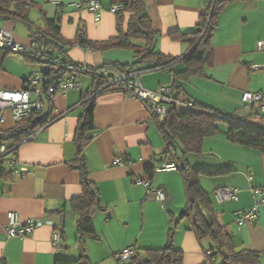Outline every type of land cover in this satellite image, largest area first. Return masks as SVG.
<instances>
[{
  "label": "crops",
  "instance_id": "crops-1",
  "mask_svg": "<svg viewBox=\"0 0 264 264\" xmlns=\"http://www.w3.org/2000/svg\"><path fill=\"white\" fill-rule=\"evenodd\" d=\"M98 1L101 9L97 21L96 13L84 5L85 0H14L12 10L28 21H0V27L10 31L15 41L26 47L33 45L30 30L49 31L53 22L60 26L61 36L67 41L75 42L81 31L89 41H109L118 36L117 15L112 8L136 0ZM210 1L213 0H146L147 13L158 31L157 52L178 59L171 67L173 72L185 71L181 60L191 51L188 43L173 38L174 33L194 32ZM78 3L81 7H77ZM128 17L126 14V20ZM261 41H264V0H236L227 5L212 39L213 64L206 68L205 77L183 83L182 101L199 103L225 116L242 117L248 124L263 126L264 119L258 120L256 106L242 101L244 92L264 90V50L258 48ZM136 43L143 46L142 42ZM40 49L52 52L50 48L40 46ZM65 52L71 61L95 68L135 61L134 52L128 49L93 51L75 44ZM38 63L46 64L10 52L0 68V90L30 88L31 78L49 69ZM79 78L82 89L58 94L52 106L47 104L43 116L55 119L54 122L20 146L17 155L11 156L17 163L15 171L0 178V264H55L57 259L77 258L78 217L70 201L79 197L82 189L79 174L71 170L69 163L76 157L73 139L83 111L82 97L92 85L89 76ZM84 78L88 80L85 82ZM138 81L144 88L158 91L161 86L170 87L172 74L156 70L141 75ZM96 101L95 130L85 156L90 180L99 188L101 201L94 214L98 239L91 237L86 241L87 256L92 264H121L115 255L124 249H152L167 243L171 229L168 223L182 208L178 204L186 194V187L179 171V175L175 171L163 172V177L157 173L169 162L162 159L165 142L146 103L113 90L99 95ZM4 116L0 132L16 126L10 111ZM204 152L203 155H189V165L224 173L202 176L209 178L204 184L212 193L223 187L239 189L237 202L216 206L217 216L233 235L236 249L259 252L260 264H264V204L259 207L255 221L240 227L234 218L235 212L248 211L255 204L252 190L264 186V154L230 142L224 124L219 133L205 139ZM120 158L122 163L115 165V160ZM7 168L12 171L10 165ZM149 168L156 169L152 178L147 172ZM138 180L149 181L152 188L167 192L169 201L164 209ZM154 210L162 214V229L157 237L142 239L146 228L154 225ZM10 212L18 213L22 221L47 219L54 225L42 226L25 239L9 237L6 227ZM138 215L142 219V229L136 234ZM61 218L64 219L61 221ZM132 225L135 227L131 228ZM190 227L189 218L188 224H180L174 232V246L183 251L184 264L214 261L215 258H208L212 246L199 240ZM57 231L62 236L59 246L53 243Z\"/></svg>",
  "mask_w": 264,
  "mask_h": 264
},
{
  "label": "trees",
  "instance_id": "trees-1",
  "mask_svg": "<svg viewBox=\"0 0 264 264\" xmlns=\"http://www.w3.org/2000/svg\"><path fill=\"white\" fill-rule=\"evenodd\" d=\"M236 0H213L204 7L196 30L190 34L174 33L173 38L186 42L191 51L181 60L185 71L175 73L171 70L177 58L165 56L157 52L158 31L153 28L147 13L146 0H136L133 3L123 4L124 9L116 13L118 36L105 42L89 41L83 31L75 42L65 40L60 33V26L53 22L49 31H31L30 37L37 49L49 55L58 56L62 64L72 65L80 73V68L87 67L86 75L92 80L91 87L82 97V114L79 117L73 142L76 147V157L69 163L71 170L79 174L82 193L70 201L72 211L77 215L79 259H57L55 264H92L87 256L86 237L98 239L94 224V214L100 208V191L90 180V171L85 156V149L92 142L91 133L95 130V109L97 97L108 91H118L127 94L125 89L127 81L118 85H110L111 80L118 76L136 74L137 78L143 74L156 70H167L172 74L170 87L171 95L175 100H183L185 93L182 85L195 77H205L206 68L213 64L214 50L212 39L218 27L219 17L227 5ZM14 0H0V21H28L17 11L12 10ZM126 14H129L126 20ZM127 21V22H126ZM126 23V27L124 24ZM136 42H142L143 46ZM78 44L93 51H107L109 49H128L134 52L135 61L132 63H114L99 68L71 61L65 52L66 48ZM50 48L52 52L40 49ZM9 51L0 48V68ZM27 57V56H26ZM48 64L45 60L31 59ZM49 69L42 74L52 76L59 73L64 67L56 69L50 64ZM105 74V75H104ZM48 83L45 85V88ZM29 88V87H28ZM25 88V89H28ZM257 108V107H256ZM151 109V108H150ZM258 115L264 117L259 109ZM42 111H33L23 120L16 122V126L9 131L0 132V148L5 147L7 152L0 154V178L9 176L15 171V159L20 146L34 136L40 129L45 128L55 119L45 118ZM159 131L163 136L166 149L162 159L175 163L181 173L187 195L186 213L182 216L191 219L190 231L203 241L212 242V250L208 258L222 257L223 264H260L261 254L252 250H237L233 235L227 231L217 216L218 206L211 193L207 192L202 184L201 177H214L223 172H210L203 169L192 168L187 160L189 155H203L205 139L215 136L222 124L227 127V138L230 142L240 146L257 150L264 154V125L256 126L243 121L242 117L225 116L218 110L194 104V108L181 109L173 105L167 115L161 120L153 112ZM264 119V118H263ZM178 144L179 149L176 148ZM9 159V160H8ZM7 164H11L12 171H8ZM156 169L149 168L147 172L154 177ZM129 264H184V253L174 246V230L168 233L166 245L160 249L133 248V256Z\"/></svg>",
  "mask_w": 264,
  "mask_h": 264
},
{
  "label": "built area",
  "instance_id": "built-area-1",
  "mask_svg": "<svg viewBox=\"0 0 264 264\" xmlns=\"http://www.w3.org/2000/svg\"><path fill=\"white\" fill-rule=\"evenodd\" d=\"M81 3L77 4V7H81ZM84 5L94 13H96V20H100L101 5L98 0H85ZM123 4H118L112 8L113 13H117L123 10ZM0 48L9 52L23 54L31 59L45 60L53 68L63 70L59 73L53 74L51 77L42 73L35 74L30 80V88L22 90H0V122L5 119V112L10 111L12 118L15 122H19L26 118L33 111H42L46 109L47 104L53 105L54 98L58 94H67L70 91L82 89V83L80 82L79 74L87 72V67L80 68L78 73L72 65L62 64L61 59L58 56L49 55L37 49L33 44L31 47H26L15 41L13 34L0 27ZM258 48L264 50V41L258 42ZM105 75V74H104ZM123 80L127 81L125 87L127 95L139 99L146 103L152 112L161 120L167 115L170 108L173 105L177 107L186 106L187 108H194L193 103L183 102L182 100H175L171 95L172 87L161 86L158 91H151L144 88L138 81L136 74H129L126 76H118L116 79L110 81V85H118ZM48 86L45 88V85ZM242 101L246 105L256 106L259 111L264 114V90L260 92H244L242 95ZM7 149L5 147L0 148V154H5ZM1 157V156H0ZM122 163L121 158L116 159L114 164L120 165ZM17 166V163H14ZM158 171H178V166L175 163L169 162L161 166ZM253 179L252 176L249 177ZM138 183L144 184L148 193L152 195L163 208L169 201L167 192L162 188H152L149 181L138 180ZM255 197V204L248 210H240L235 212L234 218L237 225L240 227L246 223L257 220L259 216V207L264 204V186L260 189H253ZM239 189L233 187H223L213 192V200L218 206H224L228 203L237 202L239 200ZM64 218H61V221ZM45 225L53 226L52 220H27L22 221L20 215L16 212H10L8 214V224L6 232L9 237L25 239L32 233ZM61 233L55 232L53 235V243L59 246L61 240ZM133 256V248L124 249L115 255V258L119 261H129Z\"/></svg>",
  "mask_w": 264,
  "mask_h": 264
},
{
  "label": "rangeland",
  "instance_id": "rangeland-1",
  "mask_svg": "<svg viewBox=\"0 0 264 264\" xmlns=\"http://www.w3.org/2000/svg\"><path fill=\"white\" fill-rule=\"evenodd\" d=\"M38 64H39V63H38ZM39 65L42 66V67H44V68H48V67H49L48 64H39ZM84 80H85V82H86L88 79H87V78H84ZM263 118H264V117L260 116V118H259L258 120H261V119H263ZM221 127H222V125H221ZM176 148L179 149L178 144L176 145ZM8 160H9V159H8ZM9 165L11 166V164H7V167H9ZM160 168H161V167H160ZM160 168H159V169H160ZM157 171H158V170H157ZM160 172H161L162 174H161ZM163 172H166V171H158L157 173L160 174V177H163V176H165V175H163V174H164ZM175 173L179 175V172H178V171H175ZM180 177H181V175H180ZM200 179H201V182L203 183V184H202V185H203V188H204L207 192L213 194L211 190H207L208 188L206 189L207 184H204V182L206 183L205 180H208L209 178L201 177ZM204 185H205V186H204ZM179 203H180V204H178V205H180V207H182V208H180L179 210H177V212H176V214H175V218L172 219V220H170V223H168V224H170L169 227H170V228H173V230H174L175 233H176L177 227H178L180 224H181V226H184L186 223L188 224V222H189V218H188V217H184V218H182V216L184 215V212L186 211V207H187V196H186V194L182 197V201L179 202ZM160 205H161V204H160ZM181 205H182V206H181ZM161 207H162V205H161ZM162 209H164V208L162 207ZM153 213H154V218H155V220H153L152 224H154V225H153L152 228H150V229H149V227L146 228V230H145V232H144V234H143L142 239L148 238L149 236L152 237V238H155V237H157V236L159 235V231H160V229H162V228H161V225H162V224H161V221H162V214H157V211H156V210H154ZM166 214H167V216H168V213H166ZM159 220H160V224L158 223ZM184 223H185V224H184ZM134 224H135V223H134ZM162 226H163V225H162ZM133 227H135V225H132V226H131V228H133ZM122 228H123V227H122ZM134 229H135L136 234H138V233L141 231V229H142V219L139 217V215H138V217H136V227H135ZM122 230H123V229H122ZM160 233H161V232H160ZM89 238H91V237H86V241H88ZM203 242H205L206 244H209V245L212 246V242H211L209 239H205V240H203ZM165 245H166V244H163L162 246H158V247H156V248H152V249H160V248H163ZM141 250H142V249H141ZM78 254H79V253L77 252V258H76L75 260L79 259ZM124 263L129 264L128 261H121V264H124ZM207 264H223L222 257H220V256H216L214 261H212V262L207 261Z\"/></svg>",
  "mask_w": 264,
  "mask_h": 264
},
{
  "label": "water",
  "instance_id": "water-1",
  "mask_svg": "<svg viewBox=\"0 0 264 264\" xmlns=\"http://www.w3.org/2000/svg\"><path fill=\"white\" fill-rule=\"evenodd\" d=\"M184 213H186V211Z\"/></svg>",
  "mask_w": 264,
  "mask_h": 264
}]
</instances>
